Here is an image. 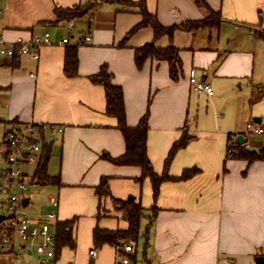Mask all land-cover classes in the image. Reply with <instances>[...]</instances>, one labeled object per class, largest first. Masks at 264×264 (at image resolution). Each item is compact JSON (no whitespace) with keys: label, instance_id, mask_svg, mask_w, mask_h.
Here are the masks:
<instances>
[{"label":"crops","instance_id":"1","mask_svg":"<svg viewBox=\"0 0 264 264\" xmlns=\"http://www.w3.org/2000/svg\"><path fill=\"white\" fill-rule=\"evenodd\" d=\"M140 1L0 0V37L6 42L50 34L38 61L22 56L14 67V60H0V119L5 128L12 123L37 127L45 152L51 153L48 175L60 181L44 186L53 191L30 218L51 213L58 223L78 218L75 250H59L54 264H121L117 246L95 248L93 231L128 229L126 216L112 203L133 197L145 210L140 230L145 264H258L264 258V161L249 165L226 158V151L230 134L245 135L240 133L245 122L246 129L249 123L264 129V0H145L148 12L165 28L204 21L211 11L220 16L217 28L178 30L159 39L151 28L128 37L142 21ZM76 7L90 9L81 17L56 21V9ZM85 37L90 41L81 44ZM65 39L68 44L62 45ZM151 43L180 52L177 81L166 61L150 59L141 69L136 66V49ZM73 49L78 66L70 77L64 72L65 57ZM102 68L123 89L129 127L149 113L147 155L158 175L173 144L186 131L194 138L176 154L169 174L200 172L162 184L156 201L139 167L116 166L105 158L123 155L126 143L117 120L106 113L104 88L91 80ZM191 77L214 91L212 97L204 95L205 107ZM52 127L64 131L53 135ZM103 178L109 179L111 197L99 199L96 188ZM31 203L30 198L27 206ZM153 206L158 212L150 219L146 212ZM132 245L129 258L135 264L137 242ZM15 251L6 253L11 264ZM31 251L23 252L39 264Z\"/></svg>","mask_w":264,"mask_h":264},{"label":"trees","instance_id":"2","mask_svg":"<svg viewBox=\"0 0 264 264\" xmlns=\"http://www.w3.org/2000/svg\"><path fill=\"white\" fill-rule=\"evenodd\" d=\"M131 6H133V4ZM138 7L142 16V21L129 32L128 37L132 36L135 32L143 28H151L154 31L155 38L159 39L162 36L171 37L178 30L192 32L199 28H217L219 26V14L211 11L209 17H207L204 21L188 22L186 24L165 28L161 26L158 23L157 19L148 12L145 0H141L138 4ZM89 9L90 8L87 7H76L74 9H56V21L59 22L62 20H71L81 17L85 15L89 11ZM215 16H218L217 20L212 19ZM121 46H123V44H121ZM19 59L20 56H16L12 59L14 60V67L18 65ZM150 59L168 62L170 65V76L172 80H178L182 68L180 52L177 49H175L174 47L159 49L156 48L155 44L153 43L146 44L143 47L136 49L135 61L136 66L139 69H141L144 63ZM77 66L78 58L76 52L74 49L69 50L66 53L65 57L64 72L66 73V75L73 77L77 74ZM91 80L104 88L106 98V113L117 120V128L123 134L126 143V151L123 155L118 158H112L107 155L105 157L106 160L116 166L139 167L142 171V179H149L152 183L154 201H156L158 198L162 184L170 181H185L200 172L198 169L192 168L184 170L182 174L177 178H174L169 174L170 165L174 160L176 154L180 150L186 148V146L194 139L193 137L184 134L180 140L173 144L164 161V171L161 175H158L154 171L147 155L149 113L147 112L142 117L136 127H129L126 121V107L123 89L120 86L113 84L112 76L107 72L105 68H102V71L98 75L92 76ZM0 123L6 124L3 120L0 121ZM234 137L235 135H229L226 151L228 152V149H231L233 151V155L229 157L226 153V158L243 160L246 161L249 165H252L253 163L258 161H264V144L261 141H247L248 143H251L250 150L246 148V144H236ZM45 146L46 145L43 142L42 159L37 169L35 170L33 181L35 180L36 184L39 186H58L60 184L59 177H50L48 175V164L50 161L51 153L50 151L45 152ZM4 157L6 161H8L9 155H7V153L4 154ZM96 194L99 199H102L103 197H111L108 178H103L101 180L100 185L96 188ZM113 201L118 204L121 210L124 211V215L126 216L129 227L126 230L114 231L103 230L99 227H96L93 231V243L95 248H99L104 245H112L118 247L121 245H126L130 242L136 243L140 237L141 220L142 218H144L145 210L140 204H136L131 200L123 202L113 199ZM151 210H154V213L158 212V209L155 206H153ZM77 222L78 218L75 217L71 220L58 223L56 227V257L59 253V250L61 251L64 248L75 250L76 242L73 239V233ZM3 235L4 228H2L0 234V249Z\"/></svg>","mask_w":264,"mask_h":264},{"label":"built area","instance_id":"3","mask_svg":"<svg viewBox=\"0 0 264 264\" xmlns=\"http://www.w3.org/2000/svg\"><path fill=\"white\" fill-rule=\"evenodd\" d=\"M2 11L0 10V20ZM90 41L89 37L81 40V44ZM50 44V34L44 33L34 35L29 42L17 39L12 43L6 42L0 37V60H12L16 56H30L32 60L38 61L40 51L44 46ZM68 44V40L62 41V45ZM190 84L197 95L212 97L214 91L210 85L190 78ZM61 127H52L51 133H63ZM247 134L253 137L263 138L264 129L260 126L247 124ZM246 134V135H247ZM44 135L40 133L33 124L20 125L12 124L5 128L3 142L7 146V169L2 175L4 185L0 184V193L9 195L5 204L8 206V214L4 235L1 241L0 252L12 253L15 249L21 248L22 251L35 250L39 256V264H54L56 261V227L58 225L57 216L54 213L48 214L39 219H32L23 212L24 193L33 185L34 174L31 176L25 170L27 167L35 166L36 169L42 159V145ZM236 139V137H234ZM247 148L249 146L247 145ZM229 157L233 151L228 149L226 152ZM35 169V170H36ZM58 208V202L53 204ZM19 238L26 240L27 243L20 244ZM134 251L133 245H121L117 247V258L121 264H130L129 255ZM91 257L96 256V251L90 252Z\"/></svg>","mask_w":264,"mask_h":264},{"label":"rangeland","instance_id":"4","mask_svg":"<svg viewBox=\"0 0 264 264\" xmlns=\"http://www.w3.org/2000/svg\"><path fill=\"white\" fill-rule=\"evenodd\" d=\"M212 19L217 20L218 16H215ZM206 100H207V98L204 95H200L199 96V104H200V106H204L205 107L207 105V101ZM221 105H222V103L220 101L217 102V104L215 106L216 109L219 110L221 108ZM232 112L234 114L233 116H235V109H233ZM236 118H239V117H236ZM196 120H199V116L196 117ZM241 120H243V119H241ZM4 130H5L4 123H0V184H2V185L5 184L3 182V180H2V175H3L4 171L8 167L6 159L4 157V152L7 151L6 150L7 146L3 142ZM240 133L245 134V135H243L245 137V139H246V143L245 144L249 146V148H247V146H246L247 149L251 150V143H248V142L261 141L264 144L263 138L260 139V138H256V137H253V136L247 134L246 122L242 126ZM185 134L187 135V131L185 132ZM238 136L239 135H235L236 138ZM256 145H259V144H256ZM35 169H36L35 166H31V167H27L25 170L27 171V173H29V175L32 176L35 173ZM32 184L37 185L35 180L32 182ZM52 191L53 190L51 188H46L44 186H40V187H36L35 186V187H33V185L30 184L29 185V189L24 193L25 198L23 199V202H24L25 199H30L31 198V201L34 204L35 209H33V208L30 209L32 207V203H31L29 206H24L23 205L24 206L23 207V212L29 217L30 216L31 217H36L38 215V213H40L41 209L43 208L42 206H43L45 200L49 198V197H47L48 194L50 192H52ZM8 197H9V195L7 193H3V194L0 193V216H5V217L9 216V214H8V206L5 204V202L8 200ZM112 204L114 205V208L116 210H121V208L118 206V204L116 202H113ZM121 211H122V213H124L123 210H121ZM154 212H155L154 210H149L146 213H149L150 214L149 217H150V219H152V215H153ZM6 220H7V218H6ZM143 221H142V225H143ZM6 222L7 221H4L0 225V234H1L2 228L6 225ZM142 228H143V226H142ZM18 240H19V243L22 244L23 239L19 238ZM131 244H132V242L127 243L126 245H131ZM143 244L144 243L142 241V237H139V239L137 241V257H136L135 264H145V261L143 260V247H144ZM29 251H31V249ZM26 252H28V251H25V253ZM14 254H15V258H13L14 259V263H12V264H37V260L35 259V257L34 256L31 257V256H28V255H24V252L22 251L21 248H17ZM129 260H130L131 264H134V260L133 259L129 258ZM0 264H11L10 263V255H7L5 252H0Z\"/></svg>","mask_w":264,"mask_h":264},{"label":"water","instance_id":"5","mask_svg":"<svg viewBox=\"0 0 264 264\" xmlns=\"http://www.w3.org/2000/svg\"><path fill=\"white\" fill-rule=\"evenodd\" d=\"M0 121H2V119H0ZM254 122H255V123H260L261 121H260V119H259V120L255 119ZM235 142H236V144H238V145H243V144L246 143V139H245V137H244L243 135H239V136L236 138ZM129 199H130V200H134L133 197H129ZM27 204H28V199H25L24 202H23V205H24V206H27ZM6 218H7V217H5V216H0V225H1L4 221H6ZM257 263H258V264H264V258L261 257V258L257 259Z\"/></svg>","mask_w":264,"mask_h":264}]
</instances>
